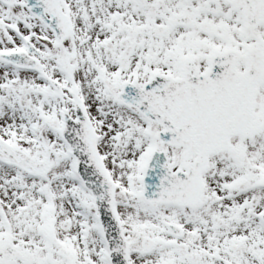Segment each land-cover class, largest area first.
Segmentation results:
<instances>
[{"label": "snow or ice", "instance_id": "obj_1", "mask_svg": "<svg viewBox=\"0 0 264 264\" xmlns=\"http://www.w3.org/2000/svg\"><path fill=\"white\" fill-rule=\"evenodd\" d=\"M0 264H264V0H0Z\"/></svg>", "mask_w": 264, "mask_h": 264}]
</instances>
